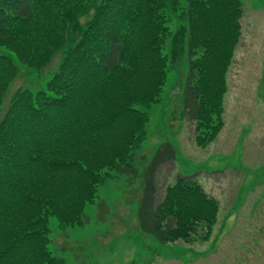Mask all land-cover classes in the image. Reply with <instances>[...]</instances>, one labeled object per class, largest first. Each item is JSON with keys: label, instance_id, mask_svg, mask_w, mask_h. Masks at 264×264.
I'll return each mask as SVG.
<instances>
[{"label": "trees", "instance_id": "1", "mask_svg": "<svg viewBox=\"0 0 264 264\" xmlns=\"http://www.w3.org/2000/svg\"><path fill=\"white\" fill-rule=\"evenodd\" d=\"M242 7V0H0V46L9 52L0 54V264H63L50 250L51 219L61 229L84 226L113 173L138 174L131 167L149 133L144 110L161 102L182 55L184 115L196 123L198 146L217 137ZM173 20L179 27L166 54ZM58 55L44 87L8 96L22 67L45 70ZM175 157L165 144L140 175L141 226L161 244L191 238L200 224L211 237L219 214L218 201L188 177L158 202V170Z\"/></svg>", "mask_w": 264, "mask_h": 264}, {"label": "rangeland", "instance_id": "2", "mask_svg": "<svg viewBox=\"0 0 264 264\" xmlns=\"http://www.w3.org/2000/svg\"><path fill=\"white\" fill-rule=\"evenodd\" d=\"M242 3L240 39L227 75L224 125L217 137L204 148L198 146L196 123L184 115L181 95L188 65L182 55L169 72L161 102L144 110L149 133L136 150L131 167L138 174L113 173L99 188L96 203L86 208L88 220L84 226L61 229L57 219H51L50 250L63 264H250V260L252 264H264L261 234L252 233L248 242L253 254L245 258L244 248L240 254L230 252L232 244L234 248L244 244L245 224L235 227L229 218L221 220L232 214L239 222L240 215L249 211L246 203L250 199L264 201V0ZM169 26L166 54L174 46L179 24L173 20ZM5 53L8 50L0 46V54ZM60 59L58 55L45 70L22 67L8 96L21 87H44ZM168 143L174 147L176 157L158 170V202L178 178L197 180L219 203L211 237L208 226L200 224L191 238L161 244L141 226L140 175Z\"/></svg>", "mask_w": 264, "mask_h": 264}, {"label": "crops", "instance_id": "3", "mask_svg": "<svg viewBox=\"0 0 264 264\" xmlns=\"http://www.w3.org/2000/svg\"><path fill=\"white\" fill-rule=\"evenodd\" d=\"M233 170V169H232ZM249 192V189H247ZM246 190V191H247ZM240 202V201H238ZM242 202V201H241ZM246 208H249V211L246 210L244 215H240V221L238 222L237 220H233L232 214L230 215H224L222 216L221 220H226L229 218L230 223L236 224L235 227H238L239 224H245L246 227H244V230L246 229V232H244V244L241 245V247L234 248V245L232 244L230 247V252L235 251V252H241V249H245V258H250L251 254H253L252 250L250 249V244L248 240L252 239L253 235L256 234H261L262 239H264V201L257 200L255 202H252L250 199L246 203ZM258 208V209H256ZM254 213V215H253ZM256 225H255V224ZM253 233V235H252ZM217 238V237H215ZM262 249V254L264 253L263 251V244L260 246ZM250 264H252V260L249 261Z\"/></svg>", "mask_w": 264, "mask_h": 264}]
</instances>
